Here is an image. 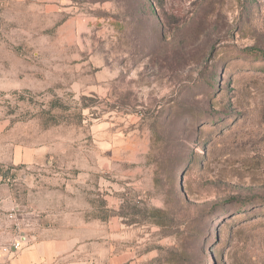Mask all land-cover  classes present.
Returning a JSON list of instances; mask_svg holds the SVG:
<instances>
[{
    "label": "rangeland",
    "instance_id": "374dc122",
    "mask_svg": "<svg viewBox=\"0 0 264 264\" xmlns=\"http://www.w3.org/2000/svg\"><path fill=\"white\" fill-rule=\"evenodd\" d=\"M5 5L0 247L38 221L83 264H264V0Z\"/></svg>",
    "mask_w": 264,
    "mask_h": 264
},
{
    "label": "crops",
    "instance_id": "0c3cea01",
    "mask_svg": "<svg viewBox=\"0 0 264 264\" xmlns=\"http://www.w3.org/2000/svg\"><path fill=\"white\" fill-rule=\"evenodd\" d=\"M17 1L19 0H0L6 4V9L15 8ZM4 129V125L0 126V139ZM30 159L29 154L20 153L19 156H12L9 161L12 165H26L30 163ZM0 195V206L14 205L13 197L4 186H0ZM34 213H37V210ZM39 219L41 220L40 217ZM63 228L44 227L38 221L32 223L29 226L32 232L25 236V242H20L22 247L12 246L11 251L0 247V264H83V255L86 256L87 262H92L93 255L98 251L97 246L93 248V241L87 242L83 247L76 229L64 234Z\"/></svg>",
    "mask_w": 264,
    "mask_h": 264
},
{
    "label": "trees",
    "instance_id": "16d2710c",
    "mask_svg": "<svg viewBox=\"0 0 264 264\" xmlns=\"http://www.w3.org/2000/svg\"><path fill=\"white\" fill-rule=\"evenodd\" d=\"M251 51H253V50H251ZM261 55L264 56V52H261Z\"/></svg>",
    "mask_w": 264,
    "mask_h": 264
},
{
    "label": "built area",
    "instance_id": "2783aa9c",
    "mask_svg": "<svg viewBox=\"0 0 264 264\" xmlns=\"http://www.w3.org/2000/svg\"><path fill=\"white\" fill-rule=\"evenodd\" d=\"M18 247V246H17Z\"/></svg>",
    "mask_w": 264,
    "mask_h": 264
}]
</instances>
